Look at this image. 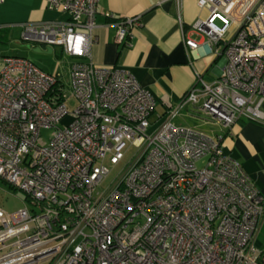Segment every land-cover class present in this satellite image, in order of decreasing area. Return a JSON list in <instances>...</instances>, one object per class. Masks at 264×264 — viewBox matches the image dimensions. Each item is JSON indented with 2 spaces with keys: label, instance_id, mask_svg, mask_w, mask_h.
Wrapping results in <instances>:
<instances>
[{
  "label": "built area",
  "instance_id": "obj_1",
  "mask_svg": "<svg viewBox=\"0 0 264 264\" xmlns=\"http://www.w3.org/2000/svg\"><path fill=\"white\" fill-rule=\"evenodd\" d=\"M197 1L209 14L190 29L204 46L184 28L183 41L191 52L207 46L224 69L213 81L196 73L155 122V98L129 71L83 60L97 0H51L65 20L24 25L23 42L76 61L69 83L22 57L1 61L0 178L32 208H0V264H264L259 188L219 137L174 122L187 107L224 128L264 121V0ZM142 25L141 15L118 20V42Z\"/></svg>",
  "mask_w": 264,
  "mask_h": 264
},
{
  "label": "crops",
  "instance_id": "obj_2",
  "mask_svg": "<svg viewBox=\"0 0 264 264\" xmlns=\"http://www.w3.org/2000/svg\"><path fill=\"white\" fill-rule=\"evenodd\" d=\"M50 1L0 0V32L9 39L13 33L21 35L26 24L65 20L64 13L49 7ZM208 14L197 0H97L94 41L90 55L83 60L129 71L155 98L153 121L159 114L164 119L169 105L176 104L194 85L196 73L207 81L222 74V57L210 53L207 46L191 52L183 41L184 28L189 37L204 46V38L190 27ZM139 15L143 25L131 30L126 44L118 42V20ZM221 128L216 137L224 152L241 162L264 196V121L240 118L230 128ZM256 244L264 250V224Z\"/></svg>",
  "mask_w": 264,
  "mask_h": 264
},
{
  "label": "rangeland",
  "instance_id": "obj_3",
  "mask_svg": "<svg viewBox=\"0 0 264 264\" xmlns=\"http://www.w3.org/2000/svg\"><path fill=\"white\" fill-rule=\"evenodd\" d=\"M36 48H40L41 52L35 51ZM59 52V48H55V52L49 54L46 47L27 44L21 40V35L13 33L6 42H0V66L2 65V59L5 57H22L31 61L46 72L54 73L59 70L61 78H63L66 83H69V68L70 65L76 61V59L60 55ZM67 106L70 110L75 109L77 106L76 99L71 98L68 100ZM72 121V116L68 114L61 120V124L68 125ZM174 122L181 127L193 128L201 131L210 137L220 136L219 133L222 130L220 124L216 123L211 118H208L201 111L197 110V112H193L191 107L184 109L180 115L174 119ZM51 131L52 129L50 128L42 129L41 133L45 140H49ZM133 153L134 149L131 148L127 152L125 162L133 155ZM125 162H122L119 166L112 170L110 176L104 181L102 186L99 187L100 191L105 190L111 181L121 172ZM203 165V161L198 162L199 167ZM26 206L32 208V200L28 194L23 190L15 188L9 182L0 178V208L5 210V212L9 215H12Z\"/></svg>",
  "mask_w": 264,
  "mask_h": 264
},
{
  "label": "trees",
  "instance_id": "obj_4",
  "mask_svg": "<svg viewBox=\"0 0 264 264\" xmlns=\"http://www.w3.org/2000/svg\"><path fill=\"white\" fill-rule=\"evenodd\" d=\"M7 37L5 32H0V42H6Z\"/></svg>",
  "mask_w": 264,
  "mask_h": 264
},
{
  "label": "water",
  "instance_id": "obj_5",
  "mask_svg": "<svg viewBox=\"0 0 264 264\" xmlns=\"http://www.w3.org/2000/svg\"><path fill=\"white\" fill-rule=\"evenodd\" d=\"M35 51L37 52H41V49L40 48H36ZM47 52L50 54V53H53V48L52 47H48L47 48Z\"/></svg>",
  "mask_w": 264,
  "mask_h": 264
}]
</instances>
